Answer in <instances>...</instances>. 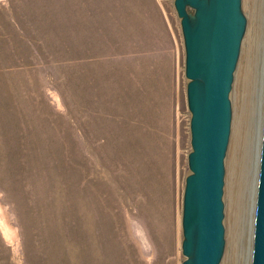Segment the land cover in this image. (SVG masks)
Returning <instances> with one entry per match:
<instances>
[{"label":"rangeland","instance_id":"rangeland-1","mask_svg":"<svg viewBox=\"0 0 264 264\" xmlns=\"http://www.w3.org/2000/svg\"><path fill=\"white\" fill-rule=\"evenodd\" d=\"M253 1L255 15L240 0L229 93L227 264L251 259L264 111V0ZM187 83L173 0H0V264H182Z\"/></svg>","mask_w":264,"mask_h":264},{"label":"water","instance_id":"water-1","mask_svg":"<svg viewBox=\"0 0 264 264\" xmlns=\"http://www.w3.org/2000/svg\"><path fill=\"white\" fill-rule=\"evenodd\" d=\"M184 50L190 113L188 167L182 198V264H219L224 250V160L229 93L246 20L240 0H173ZM252 231L251 264H264V111Z\"/></svg>","mask_w":264,"mask_h":264},{"label":"bare ground","instance_id":"bare-ground-1","mask_svg":"<svg viewBox=\"0 0 264 264\" xmlns=\"http://www.w3.org/2000/svg\"><path fill=\"white\" fill-rule=\"evenodd\" d=\"M243 4H244V7H245V9L246 10H248L249 11V14H251V13H256L255 12V7H254V1L253 0H243ZM261 6V5H260ZM262 7H263V3H262ZM262 7H260V8H262ZM254 8V9H253ZM257 10V9H256ZM262 11V9L260 10V14L262 13L261 12ZM259 12V11H258ZM248 14V15H249ZM263 14H264V12H263ZM263 14H261L262 16H258L259 14L257 13V16L258 17H263ZM255 15V14H254ZM249 17V16H248ZM252 17H253V15H252ZM257 17V18H258ZM254 18V17H253ZM253 18H252V20H253ZM256 18V17H255ZM249 19H250V17H249ZM255 20V19H254ZM258 20V19H257ZM260 20H262V18H260ZM250 21V20H249ZM254 23V22H253ZM252 26V25H251ZM249 27V26H248ZM249 32V31H248ZM244 36V35H243ZM245 38H247V36L245 37ZM250 37H248V39H249ZM247 39V40H248ZM251 40V39H250ZM247 44H248V46H247V51H246V53H245V55H246V57H245V62L247 63L248 62V55H249V50L251 49V44L249 43V41L248 42H246ZM252 50V49H251ZM244 55V56H245ZM243 60H244V57H243ZM245 64V63H244ZM245 69V68H244ZM249 70V69H248ZM242 74V73H241ZM243 76V75H242ZM240 98H239V103H238V110H237V116H235V117H237L238 118V120L241 122V119H242V98H241V96H239ZM254 104V103H253ZM253 107V106H252ZM247 108V107H246ZM244 109V108H243ZM250 111V110H249ZM253 113V112H252ZM250 116V115H249ZM244 120V119H243ZM262 120V119H261ZM236 121V120H235ZM242 123V122H241ZM236 124H237V122H236ZM235 124V125H236ZM238 124H239V122H238ZM238 124H237V126H238ZM261 124H262V122H261ZM260 127H261V125H260ZM233 133H234V135L236 134V132H234L233 131ZM232 133V134H233ZM238 133V132H237ZM260 138H261V136L258 138V142H260ZM251 143V142H250ZM250 147V146H249ZM248 149V148H247ZM250 149V148H249ZM240 150H241V148H240V142H239V139H238V135L237 136H235V137H233L232 139H231V143H230V147H229V151H228V166H229V175H231V177H234V175H235V173H237L236 172V165H237V163H238V155H239V152H240ZM260 150V149H259ZM247 155V154H246ZM225 161V160H224ZM246 168L244 169V173L242 174L243 175V181H244V184L245 185H247V177H248V173H247V170L249 169V154L247 155V158H246ZM256 167H255V175H256V177H255V182H256V179H257V174H258V164H259V157H258V154H257V158H256ZM230 166H231V170H230ZM243 170V169H242ZM257 172V173H256ZM247 174V177H245L244 176V174ZM245 174V175H246ZM242 179V178H241ZM232 181V180H231ZM230 180H229V185H228V197H229V203H230V205H231V207L233 208L234 206H235V204H236V202H237V190L235 189V186H234V182H235V180H234V178H233V183L231 182ZM256 186H257V183H256ZM255 194H256V190H255ZM254 206H255V203H254ZM229 227H230V229H229V232H230V234H231V236H232V239H231V237H229V239H228V241H229V244H232L231 242H233L234 241V232H233V230H234V226H236L235 225V222H236V220H235V218H234V216H233V213H232V211H230L229 212ZM253 217H254V214H253ZM234 218V219H233ZM234 238V239H233ZM251 245H252V242H251ZM233 246V245H232ZM227 257L229 258V256H227L226 254H225V256L223 257V259H222V263H220V264H227ZM249 259V258H248ZM229 260H230V258H229ZM251 260V259H250ZM229 264H230V262H229ZM251 264V263H250Z\"/></svg>","mask_w":264,"mask_h":264}]
</instances>
